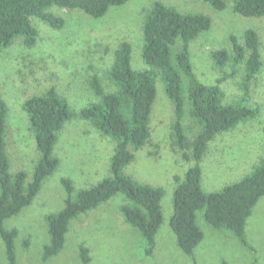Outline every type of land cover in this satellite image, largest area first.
<instances>
[{"label":"rangeland","instance_id":"rangeland-1","mask_svg":"<svg viewBox=\"0 0 264 264\" xmlns=\"http://www.w3.org/2000/svg\"><path fill=\"white\" fill-rule=\"evenodd\" d=\"M225 1L226 8L219 11L201 0H130L123 6L112 7L100 19L78 9L54 6L48 11L65 20L62 30H54L31 17L32 26L39 31L34 46L27 47L20 37L0 55V96L9 108L10 172L24 170L31 180L39 159L28 115L23 110L25 101L54 87L74 110L79 111L100 99L90 83L95 76L106 92H114L116 87L110 82L107 71L114 63L116 49L125 41L133 48L132 67L137 71L147 69L141 55L143 25L148 11L156 2H161L184 14L198 13L211 18V30L190 46L194 72L207 85L217 84L223 76L210 53L219 49L232 51V36L244 44L247 30L258 33L263 67L251 86V103L260 106V115L217 136L209 144L201 164L202 186L206 192L220 191L250 174L264 160V17L241 16L234 11L236 0ZM231 71V66L225 69L227 73ZM242 76L241 68L234 78L222 83L225 103L242 96ZM156 88L150 141L135 153V160L126 169L136 181L165 190L164 222L153 254H145L140 234L125 222L120 207L126 199L118 195L72 221L64 250L49 261L43 260L44 246L50 241L46 217L62 210L67 197L62 180H72L76 190H80L97 185L109 176L115 143L90 123L75 119L59 133L54 150L60 159L58 170L43 183L29 207L5 222L6 228L19 230L15 240L17 264H83L79 257L82 244L90 250L89 264H264V197L247 221L250 247L243 246L230 232L210 226L203 211L198 212L197 222L204 239L194 255L187 256L178 247L170 227L176 178L184 179L194 163L186 162L183 152L174 146V106L161 81ZM0 264H7L1 236Z\"/></svg>","mask_w":264,"mask_h":264},{"label":"trees","instance_id":"trees-1","mask_svg":"<svg viewBox=\"0 0 264 264\" xmlns=\"http://www.w3.org/2000/svg\"><path fill=\"white\" fill-rule=\"evenodd\" d=\"M130 0H0V55L17 38L27 47L34 46L39 31L32 26L36 17L54 30H62L65 20L48 10L54 6L78 9L95 19L104 17L112 7ZM214 9L226 8L225 0H201ZM234 11L244 17H264V0H236ZM209 16L181 13L175 8L156 2L145 16L143 25L142 59L147 69L132 67V45L122 42L115 51L114 63L107 71L114 92H106L97 76L91 87L100 98L77 111L56 88L28 98L23 110L28 115L39 153L32 179L20 170L10 172L8 148L9 108L0 96V236L5 244L7 264H17L15 240L17 228L8 229L5 222L29 207L40 193L43 183L60 166L54 154L59 133L75 119L84 120L103 136L115 143L110 160L109 176L90 188L76 190L72 180H62L67 194L65 205L46 217L50 241L44 246L43 260L58 256L65 248L72 221L96 210L114 197L122 195L126 202L120 207L127 224L134 228L145 243V254H153L157 235L164 222L162 201L165 190L140 183L127 174L135 153L150 141V121L157 99V83L164 84L166 96L174 106L172 138L183 159L194 163L184 179L176 178L173 195V215L170 227L177 245L187 256H193L204 239L197 214L203 211L205 221L218 231L230 232L245 247H250L246 226L254 208L264 197V160L242 180L216 192L203 189L202 162L209 144L219 135L242 123L256 119L261 112L251 103V86L263 67L260 38L256 31L247 30L244 44L231 37L232 51L219 49L210 57L223 76L215 85L204 84L193 69L190 46L202 34L211 30ZM231 66V73L225 72ZM243 69L240 89L242 96L225 103L221 85ZM83 264L91 262L90 250L80 246ZM223 264H229L224 262Z\"/></svg>","mask_w":264,"mask_h":264}]
</instances>
